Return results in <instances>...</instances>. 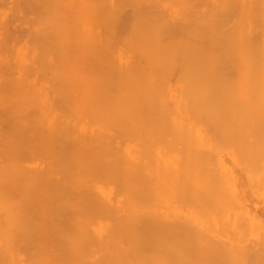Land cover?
<instances>
[{
  "label": "bare ground",
  "instance_id": "bare-ground-1",
  "mask_svg": "<svg viewBox=\"0 0 264 264\" xmlns=\"http://www.w3.org/2000/svg\"><path fill=\"white\" fill-rule=\"evenodd\" d=\"M64 1L36 3L45 12L68 9L71 0ZM106 2L107 14L91 1L97 9L90 10L100 11L81 31L77 18L75 28L65 24V9L61 25L49 11L42 20L56 26L47 28L38 15L31 20L55 37L28 29L36 37L23 31L28 38H21L16 25L17 38L1 30L8 36L0 35V264H228L230 254L212 242L192 199L180 204L195 184L189 183L198 161L217 155L228 173L225 139L244 158L249 153L250 173L264 153L259 0ZM202 179L208 201L217 181ZM219 251L227 255L214 263Z\"/></svg>",
  "mask_w": 264,
  "mask_h": 264
},
{
  "label": "rangeland",
  "instance_id": "rangeland-1",
  "mask_svg": "<svg viewBox=\"0 0 264 264\" xmlns=\"http://www.w3.org/2000/svg\"><path fill=\"white\" fill-rule=\"evenodd\" d=\"M16 1V2H15ZM18 1H19V3H18ZM23 1V2H22ZM66 1V0H65ZM65 1H64V4H65ZM69 0H67V2H66V4L67 5H69L68 3L69 2H71L70 3V6L69 7H71V4H72V2H77L78 0H71V1H69ZM81 1V3H79V6H78V2H77V4H75V3H73V4H75L76 5V7L78 6V8L76 9L77 10V12H74L75 11V8H73L74 6H72L71 7V9H69V7H68V9L67 8H64L65 10H68V11H70V14H69V12L67 11L66 12V15L67 16H71V21H68V19L66 20V17H65V15H63L64 17L62 18V14H65L64 12H63V10H62V8L60 9V7H58V8H55V7H51V8H48V9H44L45 10V12L42 10V11H39V10H41V8H40V6L39 5H37V0H0V22H2V24H4L3 26H0V35H1V30H2V28L3 27H5L4 28V30L5 29H7V30H9V32L11 31V32H15V35H17L16 37H14L13 36V38H17L18 37V33H16V32H18L17 31V28H18V30H20L19 31V33H20V37L23 35V31H25L24 32V35L26 34L27 36L29 35V38H30V36H31V38H33L32 36L33 35H35L34 37H36V33L35 34H32V35H30L31 33H30V31L29 30H32V32L34 33V31H39V30H43V29H45V30H43V31H41L42 32V34L44 33L45 34V32H49V30L51 31L52 29H46V27L47 28H49V26L51 25V23L53 22V20L55 19V17H57V19H58V13H60L58 10H62L61 11V13H60V15L61 16H59V17H61L59 20H55L54 22H57L58 23V21H59V23H58V25L60 24L61 25V23H60V20H62V22H63V19H64V21L66 20L67 21V23H65V22H63V23H65V24H68L69 22L70 23H72L71 24V26L75 23V24H77L76 26H77V30H78V28H80V27H82L83 28V26L84 25H86L88 22H89V24L90 23H92V21L94 22L96 19H92V18H94L97 14H98V12L100 11V9H98V12H97V10H96V12H94L95 11V9L94 10H92L93 9V7H95L96 8V6H94L92 3H91V1H95V4L97 5V8H101V7H98V6H101V4L104 6V8L103 9H105V11H104V13L105 14H107L106 13V11L108 10L109 11V8L110 7H108V9H107V7H105L106 6V4H107V0L106 1H104V2H106V4H104V2H100V0L97 2L96 0H90V2H88V3H86L87 2V0H80ZM83 1V2H82ZM86 1V2H85ZM22 2V3H21ZM35 2V3H34ZM3 3V4H2ZM28 3V4H27ZM99 3H100V5H99ZM18 4V5H17ZM27 6H26V5ZM32 5V7H31V5ZM72 4V5H73ZM90 4H92L93 5V7L91 6V10H90ZM6 5V6H5ZM22 5H23V7H22ZM30 5V6H29ZM37 5V6H36ZM108 5V4H107ZM2 6V7H1ZM21 6V7H20ZM38 6H39V8H38ZM259 22H260V30L261 29H264V22H262V21H264V1L263 0H259ZM34 7V8H33ZM65 7H66V5H65ZM82 7H85V8H82ZM89 7V8H88ZM13 8H15V9H13ZM17 8V9H16ZM25 8V9H24ZM32 8V9H31ZM36 8V9H35ZM54 8L55 9H57L56 10V12L55 11H53L54 10ZM96 8V9H97ZM20 9V10H19ZM74 9V10H73ZM79 9V10H78ZM83 9V10H82ZM15 10V11H14ZM17 10L19 11L18 13H17ZM27 10V11H26ZM33 10H35L36 12L37 11H39L40 13L41 12H44L43 14H44V16H43V14L41 13H39L38 12V14H36V12L35 11H33V12H35V16H31L32 14L31 13H33L32 11ZM46 10H47V12H46ZM88 12H87V11ZM89 10H90V13H89ZM48 11L50 12V14L48 13ZM78 11H79V13H78ZM85 13H84V12ZM93 11V12H92ZM107 11V12H108ZM261 11V12H260ZM3 12V13H2ZM22 12H24L23 13V15H22ZM29 12H30V15H29ZM51 12H52V15H53V20L51 19V18H49L50 20H46L47 22H45V19L46 18H48V17H50L51 16ZM57 14V15H55V13ZM71 12H72V14L73 15H71ZM27 13V14H26ZM76 13V14H75ZM78 13V14H77ZM93 13V14H92ZM97 13V14H96ZM263 13V14H262ZM2 14H5V16L4 15H2ZM16 14V15H15ZM49 14V15H48ZM90 14H92V15H90ZM20 15V16H19ZM26 15H29V16H26ZM36 15H38V19H37V16ZM40 15H41V17H40ZM48 15V17H46ZM78 15V17H75V16H77ZM82 15V16H81ZM91 16V17H89V16ZM10 16V17H9ZM18 16H19V18L22 16V19H20L21 21L22 20H24V18L26 19V20H24V23H23V21H22V23H23V25H22V23L20 22V20H18L19 18H18ZM25 16V17H24ZM46 17V18H44V20H42V18L43 17ZM55 16V17H54ZM6 17V18H5ZM29 17L31 18L30 19V21H29ZM33 17V18H32ZM34 17H35V19H37V21H39V19H40V22L39 23H41L42 21H43V23L45 24V28H41L42 26H44V24H39L38 22L36 23V21H31V20H33L34 19ZM40 17V18H39ZM261 17H262V19L263 20H261ZM13 18V19H12ZM77 18V19H76ZM88 18H91V19H88ZM4 19H8V20H6L7 22H4ZM9 19H12V20H14V21H17V22H12V21H9ZM27 19H28V24H26V21H27ZM72 19H76L75 20V22L74 21H72ZM78 20H79V22H78ZM4 22V23H3ZM21 23V25L20 26H18L17 24H20ZM30 22H31V25L32 24H34V23H36V24H34V26L32 27L31 25H30ZM53 22V25L54 24H57V23H54ZM74 22V23H73ZM80 24H78V23ZM48 23H50V25L48 24ZM82 23H83V26H82ZM1 24V25H2ZM12 24H14V25H12ZM40 26H39V25ZM46 24H48V25H46ZM65 24H63L62 26L63 27H65L66 25ZM15 25H16V27H15ZM25 25H27V29H26V26ZM32 27V29L30 28V26ZM35 25H38V26H35ZM65 25V26H64ZM69 25V24H68ZM66 26L67 28H69V26ZM79 25V26H78ZM25 26V27H24ZM54 26H56V25H54ZM262 26V27H261ZM13 27V28H12ZM63 27H61V29H63ZM72 27H74L75 28V26L73 25ZM41 28V29H40ZM51 28V27H50ZM59 28H60V26H59ZM82 28H80L79 30L81 31L82 30ZM14 29H15V31H14ZM24 29H26V30H24ZM29 29V30H28ZM65 29V28H64ZM48 30V31H47ZM59 30V29H58ZM57 30V32L59 33V31ZM3 31V30H2ZM29 31V32H28ZM54 30H52L50 33H51V35H52V32H53ZM61 31V30H60ZM264 30H261L260 31V33H261V35L262 36H260V44H261V42H262V40H263V42H264V33H262ZM4 33L6 32V30L5 31H3ZM27 32H28V34H27ZM56 32V33H57ZM50 33H48L49 34V36H50ZM53 33H55V31L53 32ZM7 34V33H6ZM10 34H12V33H10ZM41 35L40 34V36H43V37H45V35H48L47 33L45 34V35ZM13 35H14V33H13ZM56 36H57V34H55ZM2 36H4V37H6V36H8V34L7 35H5V34H3L2 33ZM11 36V35H10ZM9 36V37H10ZM27 36H22L21 38H28ZM39 36V35H38ZM49 36H46V37H49ZM53 36V35H52ZM58 36H59V34H58ZM9 37H7V38H9ZM19 37V38H20ZM53 37H55V36H53ZM11 38H12V36H11ZM263 42H262V44H263ZM262 44L260 45V48H262V50H261V54H260V60H261V63H260V65H261V77L262 78H264V70H263V68H264V65L262 66V64L264 63V52H262V51H264V49H263V46H264V44H263V46H262ZM263 59V60H262ZM240 138H241V136H240ZM226 140V145H222L221 143H220V145H221V147H222V153H221V158H222V160L224 161V164H225V166L228 168V173L226 174V175H224L223 174V172H222V170L220 169V167L218 166V160H217V157L219 158V156H215V155H213V158H212V160L210 159V157L212 156L211 154H210V156L209 157H207V161L209 162V163H211L212 161V163L209 165V164H207V166L204 164V163H207V161H206V157L204 158V156L206 155V156H208L209 155V153H204L203 154V159H205V161L206 162H199L198 161V164H197V168H199V169H196V171L199 173H196V175H195V177H196V179H193V178H195L194 176H192V180L193 181H191V183H189V184H192V183H194V181H195V184H196V186H195V184L193 185V187L190 185V187H192V188H190V192L188 193V194H186L185 196H183L182 198H181V206H183V205H185V206H187V204L189 203V204H191L190 205V209L191 210H193L194 211V213L196 214V216L199 218V220H200V223H202L203 225H209V237H211V239H215L214 241H212L210 238V240L212 241V242H215L216 240V242L217 243H219V244H221L222 245V248H223V250H222V248L221 247H218L219 245H217V247H218V249L219 248H221V250L222 251H227V253L228 254H230L229 256V258H231V260H227V261H225V262H228V264H229V262H231V264H232V262L234 263V260H235V263L237 262V264H249L250 263V261L252 262L251 264H255V263H257L258 262V264H261V263H259L260 262V258H259V261H257L256 259H258V256H260L261 258H262V263H263V258L264 257H262L261 255L263 254L264 255V183L263 184H261V186H260V183H262L261 181H263V179H264V170H262V168L263 167H261V166H263L264 165V157L262 156V155H264V153L262 154H260L259 155V157L261 158V160L260 161H255V157L258 155V154H255L256 156L254 157V155L252 156L253 157V159H254V162H253V166H254V169L256 170V171H254V173H253V170H252V173H250L251 172V170L249 169V167L247 166L248 164H249V162H247V164H246V160L248 161L249 159H248V154H246V152H245V155H246V158H244L243 157V152H241L240 154H239V150H237V151H235L234 150V148L233 147H231L230 146V143H229V145H228V142H227V139H225ZM229 140V139H228ZM223 144H225L224 142H223V140L221 141ZM227 145H228V148H227ZM225 148V149H224ZM233 148V149H232ZM230 149V150H229ZM224 150V151H223ZM235 151V152H234ZM228 152V153H227ZM238 152V153H237ZM235 154H237V155H235ZM240 157H239V156ZM199 156L201 157V155H200V153H199ZM223 156V157H222ZM230 156V157H229ZM250 156V155H249ZM214 157H215V160H217L216 162L214 161ZM241 157H243V158H241ZM258 157V156H257ZM209 158V159H208ZM238 158V159H237ZM263 158V159H262ZM240 159V160H239ZM253 159H251L250 158V160H253ZM245 160V161H244ZM257 160H258V158H257ZM204 161V160H203ZM238 161V162H237ZM243 161H244V164H243ZM230 162V163H229ZM252 162H251V164H252ZM216 163V164H215ZM261 163H263V164H261ZM201 164H203V165H201ZM212 164H214V165H212ZM233 164H234V166H233ZM239 164V165H238ZM254 164H256V166H258L259 167V169H257V167L255 168V165ZM258 164V165H257ZM236 165V166H235ZM241 165V166H240ZM250 165V164H249ZM200 166V167H199ZM253 166H251L250 168L251 169H253ZM201 167H203V168H201ZM205 167V168H204ZM208 167V168H207ZM234 167V168H233ZM261 167V168H260ZM204 169V170H203ZM211 169V171H209ZM213 169H215V170H213ZM230 169V170H229ZM247 169V170H246ZM264 169V168H263ZM200 170V171H199ZM208 172H207V171ZM216 170H217V173H218V175H219V177L222 179L221 181H222V184H223V182H224V186L223 185H220L219 183L221 182L219 179V177H217L216 176ZM232 170V171H231ZM247 172H246V171ZM238 171H241V172H239L238 173ZM259 171V172H258ZM262 171H263V173H262ZM203 172V173H202ZM206 172V173H205ZM210 172V173H209ZM255 172L256 173H258V175L256 174L255 175ZM200 173H202L201 175L202 176H200ZM216 173V174H215ZM238 173V174H237ZM245 173V174H244ZM203 174H205L207 177L209 176V178H211V180L213 181V180H215L216 179V181L218 182V180H219V182L217 183L216 181H214V182H216L217 184H219L220 186H222V187H219V185H215V184H213L212 183V186H213V189L214 188H216L214 191L212 190V192H211V196H213V197H211L212 199H210L209 198V202H210V205H209V202L206 200V199H208V198H206V196H205V192H203V191H205L206 190V183L205 182H203ZM211 174V175H210ZM199 175V176H198ZM230 175V176H229ZM211 176H213V177H211ZM246 177V179L244 180V182H243V179ZM258 176H261L263 179L262 180H259V178L260 177H258ZM201 179H200V178ZM230 177V178H229ZM197 178L200 180V182H199V180H197ZM212 178H215V179H212ZM232 178H234V179H232ZM232 179V180H231ZM236 180V181H235ZM202 181V182H201ZM235 181V182H234ZM242 182V183H241ZM255 182H256V184H258L260 187H261V190L259 191V190H257V186L255 185ZM198 183V184H197ZM201 183V184H200ZM205 184V185H204ZM250 184V185H249ZM262 185H263V188H262ZM205 186V187H204ZM217 186V187H216ZM250 186H252V187H250ZM255 186V187H254ZM258 186V187H259ZM201 187V189H199ZM226 189H225V188ZM232 187V188H231ZM220 188H222V189H225V191L227 192V196H230V197H226L227 199H226V201L224 202V197L226 196V192H222V191H224V190H222V189H220ZM234 188H236V189H234ZM245 188V189H244ZM192 189V190H191ZM193 189H195V190H193ZM217 189H219L218 191H217ZM196 190H197V192H196ZM200 190V191H199ZM189 191V190H188ZM255 193H254V192ZM199 192V193H198ZM201 192H203L202 194H200ZM214 192H217L218 194V198H215V194H214ZM220 192V193H219ZM238 192L240 193L239 195H238ZM221 193H222V195H221ZM225 195H224V194ZM258 195H257V194ZM195 194V195H194ZM200 196H199V195ZM219 194H220V196H219ZM229 194V195H228ZM188 195V196H187ZM217 195H216V197H217ZM260 195V196H259ZM187 196V197H186ZM191 196H193V197H191ZM196 196H199L200 197V199L197 197L196 198ZM221 196H223V197H221ZM251 196V197H250ZM184 198V199H183ZM185 198H189V199H192V200H189V199H186L185 200ZM196 200H195V199ZM194 199V200H193ZM199 199V200H198ZM201 199H203V200H201ZM189 200V202H186V201H188ZM198 200V201H197ZM211 200H212V203H211ZM215 200H216V203L215 204H217V205H215L214 204V206H213V203L215 202ZM223 200V201H222ZM231 200V201H230ZM232 200H234V201H232ZM239 200V201H238ZM204 201H206V203H204ZM214 201V202H213ZM219 201V202H218ZM220 201H221V203L223 202L224 204L223 205H225V206H227V207H224L221 203H220ZM227 201H228V203H227ZM194 202V203H193ZM229 202H232V203H229ZM201 203V204H200ZM225 203H227V204H225ZM233 203H235V205L233 204ZM205 204V205H204ZM196 205H198V208L200 209L201 208V206L203 207V208H201L200 209V211H199V209L198 208H196L197 206ZM209 205V206H208ZM256 205V206H255ZM204 206H205V208H204ZM219 207V208H221V209H217V207ZM221 206V207H220ZM228 206H235V207H228ZM184 207V206H183ZM208 207V208H207ZM211 207H212V209H211ZM215 208V209H214ZM202 209H204V210H202ZM208 210V211H206V210ZM195 210H197V211H195ZM203 211V212H202ZM239 212V213H238ZM199 213V214H198ZM219 213V214H218ZM255 213V214H254ZM257 214V215H256ZM247 215V216H246ZM235 216V217H234ZM239 218H238V217ZM222 217V218H221ZM234 217V218H233ZM250 217V218H249ZM236 218H238V224H240V226H241V224H245L246 226H244V225H242V229H239L240 227H238V226H236V225H238L237 224V219ZM253 218V219H252ZM260 219V220H259ZM184 220V219H183ZM182 220V221H183ZM251 220V221H250ZM253 220V221H252ZM216 222H218V225H219V223H220V225H219V227H220V230L218 229V230H216V229H214L213 230V228L210 226V224H212L213 225V223L215 224ZM240 222H243V223H240ZM255 222L257 223V225L258 226H262V227H257V225H254L253 226V224H255ZM224 226V227H223ZM255 226L257 227V229L255 228ZM252 227V228H251ZM223 228H225V230L223 229ZM249 229V231H248V229ZM253 228H255L254 230L255 231H251ZM187 229V228H186ZM189 229V228H188ZM229 231V232H234V234H235V237L234 238H238V239H234L233 237H231L232 236V234H231V236H230V233L229 232H227V230ZM239 229V230H238ZM245 229H247V234L245 233ZM245 233V234H244ZM201 234V233H200ZM203 234V233H202ZM233 234V235H234ZM254 234H256V236L254 235ZM198 235H199V232H198ZM204 235H205V232H204ZM254 235V236H253ZM201 236V235H200ZM237 236V237H236ZM205 237V236H204ZM204 237H203V239H204ZM200 238V237H199ZM189 239V241L191 240L192 241V239H190V238H188ZM206 239H208V238H206ZM199 240H201V238L200 239H198V241ZM223 240V241H222ZM219 241V242H218ZM184 242V241H183ZM186 242V241H185ZM200 242V241H199ZM224 242H227V245L225 244L224 245ZM192 244H193V242H191ZM259 243V244H258ZM262 243V244H261ZM185 243H183V249H185ZM187 245V244H186ZM191 245V244H190ZM190 245H188V247L190 246ZM235 245H237V246H235ZM238 245L241 247H239V249L237 248L238 247ZM227 246V247H226ZM260 247V248H259ZM181 248V249H182ZM186 248H187V246H186ZM236 248H237V250H236ZM182 249V250H183ZM188 249V248H187ZM186 249V250H187ZM194 249V248H193ZM225 249V250H224ZM234 249H235V251H234ZM261 249V250H260ZM190 250L192 251V248H190ZM197 250H199V249H197ZM233 250V251H232ZM247 250V251H246ZM184 252H185V250H183ZM222 251H219V257H218V253H216V259H218L217 261H215V259L213 258L212 259V262H214V263H218V261L219 262H221V260L220 259H222L221 258V256H222V254H220V253H222ZM242 251V252H241ZM251 251V253L253 252V253H256V252H260L261 254H259V255H257V253H256V256H255V254H253L254 256H255V258H254V256H252V254L251 255H249L248 253ZM256 251V252H255ZM189 251H187V253H188ZM200 252V251H199ZM198 252V253H199ZM238 252H239V254H238ZM245 252H246V254H248V256L245 254ZM196 251L193 253V254H195L196 255ZM224 253H226V252H223V254ZM227 253L225 254V255H227ZM240 253H242V254H240ZM211 256H212V254H214V252L212 251L211 253ZM200 256V254H197V256ZM202 255V254H201ZM225 255H223L224 256V259H225ZM245 255L250 259V261H249V259L248 258H245ZM199 256H198V258H199ZM222 256V257H223ZM195 257V256H194ZM254 258V259H251V258ZM196 258V257H195ZM194 258V259H195ZM197 258V259H198ZM203 258H204V260H205V256H203ZM226 259H227V256H226ZM234 259V260H233ZM200 260V259H199ZM214 260V261H213ZM202 261H203V259H202ZM202 261H200V262H202ZM206 261V260H205ZM255 261V262H254ZM222 262H223V260H222ZM249 262V263H248ZM264 264V263H263Z\"/></svg>",
  "mask_w": 264,
  "mask_h": 264
}]
</instances>
